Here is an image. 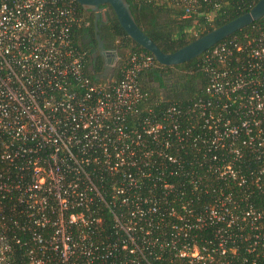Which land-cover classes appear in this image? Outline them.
Wrapping results in <instances>:
<instances>
[{"label":"built area","instance_id":"1","mask_svg":"<svg viewBox=\"0 0 264 264\" xmlns=\"http://www.w3.org/2000/svg\"><path fill=\"white\" fill-rule=\"evenodd\" d=\"M189 1L187 14L196 2ZM81 20L74 0H0V264H234V234L221 227L209 244H200L191 232L204 221L200 216L197 223L186 221L171 207L179 220L170 238L154 234L166 230L163 218H152L159 204L130 192L146 173L139 162L153 154L152 142L166 147L162 134H180V109L167 108L169 125L150 117L130 123L147 95L139 74L157 60L135 53L119 81H94L86 73L88 51L74 35ZM208 50L205 90L211 99L194 105L213 131L209 143L234 144L243 134L261 158L264 29L245 42L232 37ZM218 173L246 180L231 165ZM250 174L258 181L264 165ZM230 206L237 201L221 192L209 217L229 226L241 220L256 226L262 217L249 205L240 219ZM6 207L14 214L11 226ZM255 238L264 247V233ZM17 248H24L18 260Z\"/></svg>","mask_w":264,"mask_h":264},{"label":"trees","instance_id":"2","mask_svg":"<svg viewBox=\"0 0 264 264\" xmlns=\"http://www.w3.org/2000/svg\"><path fill=\"white\" fill-rule=\"evenodd\" d=\"M258 1L196 0L192 3L191 12L187 14L189 0H128L140 27L164 52L176 51L197 37L249 11ZM74 4L82 18L80 24L74 27L75 39L81 48L88 51L86 73L94 81L103 82L108 77L99 78L90 72L89 64L94 56L93 50L85 42L86 34H91L95 42L98 41L96 36L99 34L101 39L107 41L106 48H114L118 52L119 61L111 72L112 77L108 78L110 84L123 77L130 56L135 53L153 55L127 34L110 4L102 5L105 11L98 20V32L95 12L86 10L76 0ZM260 29H264V15L221 42L232 37L245 42L257 36ZM208 51L173 66L162 65L156 61L155 66L145 68L139 74L142 90L147 95L139 104V113L130 118V123L138 124L150 117L169 125L171 118L163 119L164 114L169 106L175 105L180 109L178 122L181 131L180 134L170 131L160 136V139L168 140L166 147L157 141L152 142L153 154L148 158L141 156L139 162V170L146 173L138 175L139 188L130 194L140 200L148 197L159 204V211L152 214V218L156 222L163 218L161 223H164L166 230H155L154 234L170 238L172 224L179 220L175 215L169 214V209L174 207L186 221L197 223L199 216L204 219L201 225L191 230L200 244H209L210 240L215 239L217 230L224 227L236 237L237 254L233 257L234 264H245L240 260L242 255L248 259L246 264H253L255 259L256 264H264L262 241L255 238V233H264V175L257 181L256 176L250 174L251 170H260L264 165V155L259 158L255 150L248 148L243 143V134L236 138L234 144L227 139L217 148L210 145L213 131L206 122V116L194 105L200 98L211 99L205 90L209 74L204 69V56ZM232 119L238 121L237 118ZM161 148L164 155L158 153ZM234 149H239L240 155L237 156ZM227 165L240 170L246 180L241 182L240 178L220 176L218 169L226 168ZM221 192L224 195L231 194L233 200L237 201L238 206H230L228 211L239 214L240 219L248 206L253 205L262 214L256 223L259 227L242 220L240 224L232 226L226 221L214 222L209 217V210ZM4 209L11 226L14 214L10 208ZM122 211L126 212L127 208L123 207ZM21 236L26 240V235ZM23 249L17 248L15 259L23 258L20 255Z\"/></svg>","mask_w":264,"mask_h":264},{"label":"water","instance_id":"3","mask_svg":"<svg viewBox=\"0 0 264 264\" xmlns=\"http://www.w3.org/2000/svg\"><path fill=\"white\" fill-rule=\"evenodd\" d=\"M86 10L95 12L96 31L98 32V20L101 18L104 7L103 4H110L122 27L127 34L144 48L150 51L157 62L162 65L173 66L187 62L195 57L200 56L205 51L227 38L238 30L246 27L264 15V0H259L249 11L231 19L230 21L214 28L206 34L197 37L186 45L180 47L174 52H164L158 44L148 36L138 24L128 0H76ZM100 54L105 58V72L96 75L99 78H111L112 70L119 59L116 49H107L103 39L97 34ZM98 56L94 54V58Z\"/></svg>","mask_w":264,"mask_h":264},{"label":"flooded vegetation","instance_id":"4","mask_svg":"<svg viewBox=\"0 0 264 264\" xmlns=\"http://www.w3.org/2000/svg\"><path fill=\"white\" fill-rule=\"evenodd\" d=\"M95 24H96V22H95ZM103 41H104V45H105V43H107V41L106 40H103ZM85 42L88 44V47H90L93 50V56L95 53L98 54V56L96 58H94V60H92L89 64L90 72L95 73L97 76L100 74H103L105 72V58H104V56H102L100 54V47L98 45V41L95 42L93 40L91 34H86ZM107 49H111V48H107Z\"/></svg>","mask_w":264,"mask_h":264},{"label":"rangeland","instance_id":"5","mask_svg":"<svg viewBox=\"0 0 264 264\" xmlns=\"http://www.w3.org/2000/svg\"><path fill=\"white\" fill-rule=\"evenodd\" d=\"M103 11H105V9H103ZM118 61H119V59L117 60V62H118ZM117 62H116V64H117ZM116 64H115V65H116Z\"/></svg>","mask_w":264,"mask_h":264},{"label":"crops","instance_id":"6","mask_svg":"<svg viewBox=\"0 0 264 264\" xmlns=\"http://www.w3.org/2000/svg\"><path fill=\"white\" fill-rule=\"evenodd\" d=\"M156 85H159L158 83Z\"/></svg>","mask_w":264,"mask_h":264}]
</instances>
